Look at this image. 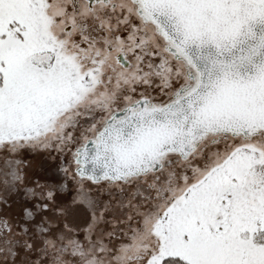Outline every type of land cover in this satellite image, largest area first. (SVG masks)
<instances>
[{"label": "snow or ice", "instance_id": "6c2138e0", "mask_svg": "<svg viewBox=\"0 0 264 264\" xmlns=\"http://www.w3.org/2000/svg\"><path fill=\"white\" fill-rule=\"evenodd\" d=\"M0 264H264V0H0Z\"/></svg>", "mask_w": 264, "mask_h": 264}]
</instances>
